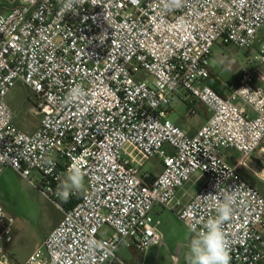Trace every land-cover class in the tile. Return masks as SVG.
I'll use <instances>...</instances> for the list:
<instances>
[{
  "label": "built area",
  "instance_id": "built-area-1",
  "mask_svg": "<svg viewBox=\"0 0 264 264\" xmlns=\"http://www.w3.org/2000/svg\"><path fill=\"white\" fill-rule=\"evenodd\" d=\"M60 9L61 0H18L0 12V177L10 168L36 185L41 175L57 198L70 167L87 179L23 264H109L123 244L161 245L157 208H178L196 236L228 195L230 264H262L264 194L240 169L264 143V0H81L73 13ZM218 43L258 49L257 69L243 67L225 94L209 84ZM17 82L37 100L32 134L7 102ZM77 87L84 95H72ZM179 92L211 111L193 135L168 118ZM223 150L242 158L232 165ZM196 173L205 182L183 203L178 194ZM13 223L0 204V264H10Z\"/></svg>",
  "mask_w": 264,
  "mask_h": 264
},
{
  "label": "rangeland",
  "instance_id": "rangeland-1",
  "mask_svg": "<svg viewBox=\"0 0 264 264\" xmlns=\"http://www.w3.org/2000/svg\"><path fill=\"white\" fill-rule=\"evenodd\" d=\"M17 1L0 0L6 5V9L14 6ZM257 51L256 47L248 50L232 44H216L210 61L214 74L235 84L241 78L243 67L250 71L257 69L258 64L253 62ZM262 69L264 70V65ZM147 79L152 81L153 77L149 75ZM261 85L264 86V83ZM7 102L14 112L16 125L24 132L32 134L41 121V116L36 111L37 100L33 92L23 83L17 82L7 96ZM171 107L173 113L168 117L169 120L177 123L179 118H183L180 124L186 131L191 130V126L198 122L199 115L189 114L188 103L176 98ZM223 155L232 163L237 152L223 150ZM257 155L260 156L259 159L255 158ZM239 158L241 159L242 156L240 155ZM249 160H252L251 167L254 173L245 170V174L254 181L264 184V150L260 148ZM154 164V160L149 161L144 166V170L154 169ZM33 176L36 178V185L10 168L6 169L0 177V204L14 219L13 239L6 246L10 264H23L63 219V211L59 206L64 207L65 200L53 194L47 195L41 184V175L33 174ZM204 182V175L196 173L179 195L181 201L187 203ZM86 184L87 179L84 176V186ZM177 210L178 208L174 211L157 208L155 211V216L159 220V230L164 239L163 244L152 245L146 251H137L128 245H122L117 252L118 260L113 264H123L122 262L126 264H188V243L195 235L180 220ZM105 233L106 230H103L102 234Z\"/></svg>",
  "mask_w": 264,
  "mask_h": 264
},
{
  "label": "clouds",
  "instance_id": "clouds-1",
  "mask_svg": "<svg viewBox=\"0 0 264 264\" xmlns=\"http://www.w3.org/2000/svg\"><path fill=\"white\" fill-rule=\"evenodd\" d=\"M81 0H61V14L73 13ZM169 6L179 7L182 0H167ZM73 96L84 95L80 87L72 90ZM84 173L79 167H70L66 178L60 180L57 195L67 200L71 194L84 190ZM215 198V195H208ZM234 197L228 195L216 207V215L209 217L204 222V230L191 238L188 243V264H230V245L224 231V225L234 215Z\"/></svg>",
  "mask_w": 264,
  "mask_h": 264
},
{
  "label": "crops",
  "instance_id": "crops-1",
  "mask_svg": "<svg viewBox=\"0 0 264 264\" xmlns=\"http://www.w3.org/2000/svg\"><path fill=\"white\" fill-rule=\"evenodd\" d=\"M213 76H218V75H216V74H214V71H213V69H212V67H211V77H213ZM223 82H224V89H223V94H225L226 93V91H227V89L231 86V85H237L238 83H239V81L238 82H236L235 84H232V83H230V82H228L227 80H225L223 77H221V76H218ZM176 98H179L180 100H182V101H184L185 103H188L189 104V108H192V109H195L196 110V114L197 115H199V120H198V122L197 123H195V124H193L192 126H191V130H189V131H186L185 129H183V127L181 126V119H183V118H179V120H177V123H175L176 125H178L179 127H181L184 131H186L189 135H193V134H195L196 132H197V130L202 126V125H204L206 122H207V120L209 119V117L211 116V111L207 108V107H205L203 104H201V103H199V102H197V101H193V102H190V101H186V95L183 93V92H179L178 94H177V97ZM188 109V108H187ZM173 113V109H172V107L170 108V112H169V115H168V117H170V115ZM195 114V115H196ZM39 126V125H38ZM38 128V127H37ZM37 128L34 130V132L37 130ZM33 132V133H34ZM264 145H262V147H261V149L262 150H264V147H263ZM259 150V149H258ZM257 150V151H258ZM257 151L255 152V153H257ZM239 154L237 153V156H236V158H234V161L231 163L232 165H236L237 163H238V161L240 160V158H239ZM256 159H259L260 158V156L259 155H257L256 157H255ZM251 162H252V160H249V158L247 159V161H246V166L245 167H242L241 169H240V172H241V174H242V176L247 180V181H249V182H251L256 188H258L263 194H264V184L263 183H260V182H257V181H254L253 179H251V178H249L248 177V175L247 174H245V170H250L251 172H253V168L251 167ZM254 173V172H253ZM199 190V189H198ZM181 192H182V190L179 192V194H178V196L181 194ZM197 193V192H196ZM196 194H193L191 197H190V199L191 198H193L194 196H195ZM180 198V197H179ZM157 210V209H156ZM123 245H127V244H123ZM128 247H130V248H132L131 246H128ZM135 249V248H134ZM136 250V249H135ZM117 261V259L116 260H113L111 263H109V264H113V263H115ZM262 264H264V261H263V263Z\"/></svg>",
  "mask_w": 264,
  "mask_h": 264
},
{
  "label": "trees",
  "instance_id": "trees-1",
  "mask_svg": "<svg viewBox=\"0 0 264 264\" xmlns=\"http://www.w3.org/2000/svg\"><path fill=\"white\" fill-rule=\"evenodd\" d=\"M13 6L9 7L8 9L12 8ZM6 9V5L3 4L2 2H0V12H2L3 10L6 11L8 10ZM209 84L220 94H223V89H224V82L218 77V76H213L210 78L209 80ZM56 190H54L55 192ZM82 192L79 193V195L77 197H72L69 198L65 201L64 207L66 210L71 209L73 206H75L81 199L82 196Z\"/></svg>",
  "mask_w": 264,
  "mask_h": 264
}]
</instances>
